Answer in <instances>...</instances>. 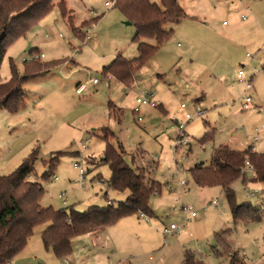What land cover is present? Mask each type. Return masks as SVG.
<instances>
[{"label":"rangeland","instance_id":"1","mask_svg":"<svg viewBox=\"0 0 264 264\" xmlns=\"http://www.w3.org/2000/svg\"><path fill=\"white\" fill-rule=\"evenodd\" d=\"M150 1L161 4L160 0ZM59 2L54 0L52 12L8 48L2 63L0 81L5 82L12 75L11 62L23 74L25 62L32 61L35 54L44 56L42 63L60 61L50 65L52 73L25 84L26 106L17 116L0 110V176L13 173L37 150L30 180L43 184L44 207H74L83 212L109 201L116 205L128 192L110 190L105 196L111 171L101 163L107 143L100 130L109 127L116 135L110 142L124 147L128 162L149 170V176L163 185L161 194L151 198L156 216H147V220L141 214L131 215L104 233L74 239L72 262L183 264L189 250L205 264H232L228 254L233 252L240 257L236 264H264V183L245 184L239 179L233 184L238 204L251 203L262 212L259 222L235 223L222 189L201 191L190 173L197 163L209 164L216 147L248 149L264 125V0H178L187 17L177 26H166L175 30L173 35L140 70L130 88L102 73L117 51L127 59L138 57L133 42L136 28L125 24L127 20L113 0H66L67 21L78 28L79 36L64 21ZM254 14L259 30L241 28L242 17H248L247 24ZM230 28L236 29L235 33H229ZM240 71L244 73L242 81ZM90 78L100 83L77 95V82L87 83ZM142 92L153 93L151 105L137 104ZM245 94L253 99L249 110L242 107ZM110 102L122 111L121 122L110 117ZM182 104L187 107L183 114ZM120 110L116 113L121 114ZM200 110L205 112L203 118H197ZM187 113L194 118L186 127L191 141L177 145L176 120ZM210 128L214 129L213 139L200 143ZM256 147L264 153V131ZM58 152L70 154L62 156L55 176L44 180L45 162ZM75 163L86 173L84 186ZM245 173L248 180L253 178V170L247 167ZM179 181H187L188 187L179 188ZM214 202L219 206H213ZM183 205L191 206L198 217L190 218L180 235L166 236L165 228L183 223ZM43 227L35 230L23 257L9 264H65L64 258L45 249ZM223 231V239L232 249L218 256L215 249L222 252L223 248L216 233Z\"/></svg>","mask_w":264,"mask_h":264},{"label":"trees","instance_id":"2","mask_svg":"<svg viewBox=\"0 0 264 264\" xmlns=\"http://www.w3.org/2000/svg\"><path fill=\"white\" fill-rule=\"evenodd\" d=\"M112 3L136 28L133 42L137 44L138 57L127 59L122 55L117 56L110 65L103 68L102 73L130 88L140 70L152 61L161 46L173 35L175 30L167 29L166 26L179 25L187 15L178 0H160L161 4L150 0H113ZM59 6L67 21L65 2L62 0ZM54 7V0H0V70L8 48L26 37L33 26L49 15ZM98 19H94V24ZM67 23L79 36L78 28L72 21L68 20ZM34 51L36 50L31 54ZM40 61L41 59L26 61L23 74L11 62V78L5 82L0 81V110H6L10 114L21 112L26 106L25 84L48 74L53 68L50 65L60 62L48 64ZM109 108L110 117L121 122L122 111L113 102L109 103ZM116 109L121 114H117ZM206 125L209 126L207 123ZM213 132L214 129L210 128L199 142L212 140ZM100 137L107 143L101 163L108 165L111 171L110 179L105 182L107 190L128 192L127 198L116 205L109 201L106 206H90L83 212L74 207H44L41 204L45 195L43 184L30 180L38 160V151H33L13 173L0 176V264H9L20 255L35 230L41 226H44L41 238L45 249L58 259H65L73 254V241L80 236L103 232L131 215L156 216L151 207V198L155 194H161L163 185L149 176V170L135 168L128 162L124 147L121 144L116 147L110 142L116 135L109 127L101 128ZM66 154L70 152H58L45 162L46 170L42 176L44 180L55 176L60 159ZM248 157L254 168L251 180L246 178L244 172ZM190 173L198 188L222 189L235 223L262 220L260 208L251 203H237L233 184L239 179H243L245 184L248 181L264 183V153L254 152L251 147L240 151L221 145L213 150L209 164L197 163L190 169ZM98 177L101 179L99 175ZM107 195L108 193L105 194ZM226 231L216 233L223 248L222 252L215 249L218 256L227 255L225 250L232 249L223 239L222 235ZM228 256L232 257V264H236L235 261L240 258L237 252L229 253ZM183 264L205 263L193 252L186 250Z\"/></svg>","mask_w":264,"mask_h":264},{"label":"built area","instance_id":"3","mask_svg":"<svg viewBox=\"0 0 264 264\" xmlns=\"http://www.w3.org/2000/svg\"><path fill=\"white\" fill-rule=\"evenodd\" d=\"M244 0H241V2H243ZM244 20L247 19V17L243 16L242 17ZM226 24V22H225ZM41 57H44L43 55L39 56L38 54H35L32 58L33 59H41ZM244 76V73L242 71L239 72L238 74V78L240 81H242L241 79L243 78ZM100 83L99 79L97 78H90L89 81L87 83H81L78 85V87L76 88V94L81 96L83 95L84 93H86L88 91V87L89 85H98ZM153 98V93H146V92H142L141 95H139V97L137 98V104L139 106H147V105H151V100ZM253 103V99L251 96H248L247 94L244 95L243 99H242V107H243V110H249L251 105ZM181 108L183 110H185L187 107L185 104H182ZM260 112H263V109H259ZM139 110L136 109L135 112L137 113ZM205 115V112L203 110H200L197 112V118H203ZM194 118L191 114L187 113L185 115V118L184 119H177L176 122L178 124V130H179V140H178V144L177 145H182V144H185V145H188L191 141V138L186 134V127H187V124L192 121ZM139 121H141V118L139 119ZM262 130H264V125L262 126L261 128ZM259 130H257V133L255 134V136L253 137V140L254 142H258L259 140ZM85 147V145H83V148ZM251 150L252 151H256V147L253 145L251 147ZM249 168L251 170L254 171V168L252 166V164L250 163L249 161V157L247 158V161H246V165H245V170L246 168ZM74 168L77 169L79 171V180L81 182V184L84 186V181H85V177H86V173L84 171V169L78 164V163H75L74 165ZM244 170V172H245ZM55 179H58V177H55ZM186 184V181H179L178 182V185H185ZM213 206L215 207H218L219 206V203L218 202H214L212 203ZM180 211H182L183 215H184V221L182 224H171L169 226V228H165L163 230L164 234L166 236H172V235H180L184 230H183V227L185 229V224L187 223V221L190 219V218H197L198 217V214L196 211H194V209L191 207V206H186V205H183L182 207H180ZM141 217L142 218H146L147 220H149L147 218V216H145L144 214H141ZM65 264H71L70 260L68 258H65Z\"/></svg>","mask_w":264,"mask_h":264},{"label":"crops","instance_id":"4","mask_svg":"<svg viewBox=\"0 0 264 264\" xmlns=\"http://www.w3.org/2000/svg\"><path fill=\"white\" fill-rule=\"evenodd\" d=\"M62 0H60V2H61ZM64 2H65V4H66V0H63ZM244 1H246V0H244ZM243 1V2H244ZM67 5V4H66ZM67 7V6H66ZM70 11H72V12H74L73 10H70ZM245 14V13H244ZM243 14V15H244ZM63 16V15H62ZM64 21L66 22V20L64 19ZM242 21H243V23L242 24H240L241 25V28H243V29H245L246 31H253V32H255V31H257V30H259V27H258V24H257V22H259V20H258V17H256V14H254V20H252V22H250V23H247V24H244V22H246V21H248V17H247V19L246 20H244L243 18H242ZM224 26H226V27H228L229 25H226L225 23L223 24ZM235 30L236 29H233V28H230L228 31H229V33H235ZM88 36V35H87ZM87 40H90V38H88L87 37ZM34 50H37V49H34ZM117 50H120V49H117ZM116 55L114 56V59L117 57V56H120L121 55V53H120V51H117L116 53H115ZM113 59V60H114ZM108 65H110V63L108 64ZM108 65H106V66H108ZM60 66H62V65H59L57 68H59ZM66 66L69 68V65L68 64H66ZM72 66V65H71ZM73 67V66H72ZM105 67V66H104ZM103 67V68H104ZM74 68H79V67H77L76 65H74ZM55 70H56V68H55ZM263 72H264V70H263ZM50 73H52V71L51 72H49L48 74H50ZM263 74V73H262ZM47 75V74H46ZM45 76V75H44ZM41 78V77H40ZM37 79V78H36ZM36 79H33V80H31V81H34V80H36ZM253 79V78H252ZM89 81V80H88ZM87 81V82H88ZM82 82H77V84H76V86H75V88H77L78 87V85L79 84H81ZM97 86V85H96ZM91 87H95L94 85H89V87H88V90L91 88ZM203 99V96L202 97H200L198 100H197V102H200L201 100ZM25 109V108H24ZM23 109V110H24ZM187 110V108L185 109V110H183L182 109V114H183V111H186ZM11 115H15V116H17L18 115V113L17 114H11ZM264 130H262V129H260L259 130V140H260V138H261V133L263 132ZM254 137V136H253ZM259 140H258V142H259ZM257 143V142H256ZM256 143L253 141L252 142V145L250 146V147H252L253 145L256 147ZM249 147V148H250ZM256 151H258L257 150V147H256ZM133 160V159H132ZM134 163V162H133ZM135 164V163H134ZM188 182L186 181V184L185 185H178V187L179 188H187L188 187ZM197 187V186H196ZM171 188V187H170ZM197 189H201V191H202V189L203 188H197ZM204 189H206V188H204ZM189 190V189H188ZM108 191H110V190H107V193H108ZM200 193H202V192H200ZM105 231H103L102 233H104ZM92 234H95V233H92ZM96 235H98V236H100L99 234H96ZM84 236V235H83ZM98 236H94L95 238H96V240L97 241H99V239H100V241H99V243H101L102 245L103 244H105V243H102V240H101V238H99ZM102 237V236H101ZM105 247V246H104ZM21 255H23V253L22 254H20L19 256H17L16 258H22L21 257ZM73 255V254H72ZM72 255L68 258L69 260H70V262H71V264H79L77 261H74V262H72L71 260V257H72ZM13 262V261H12ZM80 264H86L84 261H83V263H80Z\"/></svg>","mask_w":264,"mask_h":264},{"label":"water","instance_id":"5","mask_svg":"<svg viewBox=\"0 0 264 264\" xmlns=\"http://www.w3.org/2000/svg\"><path fill=\"white\" fill-rule=\"evenodd\" d=\"M125 24L128 25V26L133 25V24H132L131 22H129V21H127Z\"/></svg>","mask_w":264,"mask_h":264}]
</instances>
